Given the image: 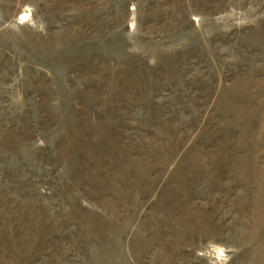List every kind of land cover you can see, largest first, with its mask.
Here are the masks:
<instances>
[{"label":"rangeland","instance_id":"1","mask_svg":"<svg viewBox=\"0 0 264 264\" xmlns=\"http://www.w3.org/2000/svg\"><path fill=\"white\" fill-rule=\"evenodd\" d=\"M0 264H264V0H0Z\"/></svg>","mask_w":264,"mask_h":264}]
</instances>
